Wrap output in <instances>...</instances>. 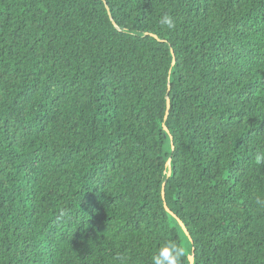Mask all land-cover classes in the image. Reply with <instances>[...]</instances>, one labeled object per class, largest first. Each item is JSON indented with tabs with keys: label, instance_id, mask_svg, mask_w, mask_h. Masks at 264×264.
Returning <instances> with one entry per match:
<instances>
[{
	"label": "trees",
	"instance_id": "obj_1",
	"mask_svg": "<svg viewBox=\"0 0 264 264\" xmlns=\"http://www.w3.org/2000/svg\"><path fill=\"white\" fill-rule=\"evenodd\" d=\"M260 153L264 0H0V264H264Z\"/></svg>",
	"mask_w": 264,
	"mask_h": 264
},
{
	"label": "clouds",
	"instance_id": "obj_2",
	"mask_svg": "<svg viewBox=\"0 0 264 264\" xmlns=\"http://www.w3.org/2000/svg\"><path fill=\"white\" fill-rule=\"evenodd\" d=\"M162 25H166L168 29H174L176 26L175 18L169 14L164 13L160 19ZM257 163L264 161V153L256 156ZM257 204L264 208V199H257ZM188 252L187 240L184 239L183 243L174 240L166 241L160 251L153 254L151 264H180L181 258Z\"/></svg>",
	"mask_w": 264,
	"mask_h": 264
},
{
	"label": "water",
	"instance_id": "obj_3",
	"mask_svg": "<svg viewBox=\"0 0 264 264\" xmlns=\"http://www.w3.org/2000/svg\"><path fill=\"white\" fill-rule=\"evenodd\" d=\"M173 63H174V57L172 58V64H173ZM168 105H169V103H168V99H167V107H168ZM165 114H167V111H166ZM169 163H170V159H168V160L166 161V165L168 166ZM169 173H170V168L168 167V172H167V174L169 175ZM162 195H163V193H162ZM189 263H190V264L193 263V257H192V255L189 256Z\"/></svg>",
	"mask_w": 264,
	"mask_h": 264
},
{
	"label": "bare ground",
	"instance_id": "obj_4",
	"mask_svg": "<svg viewBox=\"0 0 264 264\" xmlns=\"http://www.w3.org/2000/svg\"><path fill=\"white\" fill-rule=\"evenodd\" d=\"M171 169V168H170Z\"/></svg>",
	"mask_w": 264,
	"mask_h": 264
}]
</instances>
